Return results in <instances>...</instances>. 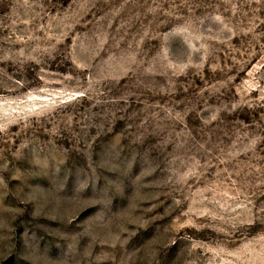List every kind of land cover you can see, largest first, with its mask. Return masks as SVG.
Instances as JSON below:
<instances>
[{"label":"rangeland","instance_id":"1","mask_svg":"<svg viewBox=\"0 0 264 264\" xmlns=\"http://www.w3.org/2000/svg\"><path fill=\"white\" fill-rule=\"evenodd\" d=\"M0 264H264V0H0Z\"/></svg>","mask_w":264,"mask_h":264}]
</instances>
